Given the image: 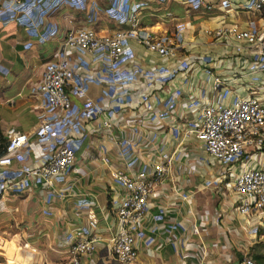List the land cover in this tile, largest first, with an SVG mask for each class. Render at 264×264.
Wrapping results in <instances>:
<instances>
[{
  "label": "crops",
  "instance_id": "1",
  "mask_svg": "<svg viewBox=\"0 0 264 264\" xmlns=\"http://www.w3.org/2000/svg\"><path fill=\"white\" fill-rule=\"evenodd\" d=\"M25 1L27 5L15 8L11 0H0V149L9 128L33 137L44 112L37 86L44 64L57 59L66 30L84 26L110 34L127 27L111 14L106 0H63L45 15L44 4ZM222 1L202 0L198 7L181 0L131 1L143 3L138 11L141 33L181 35L178 57L210 58L208 65L196 59L188 70L148 92L137 86L130 105L112 118L114 134L131 142L139 164L149 166L161 155L171 157L166 180L148 199L135 240L136 264H238L249 247L264 240V211L247 218L240 215L234 208L235 194L217 183L222 164L205 154L194 136L182 132L197 114L186 106L190 96L206 103L225 94L224 104L252 94L264 97V71L247 68L252 48L241 43L246 48L236 52L237 42L206 33L232 24L264 30V12L242 9L244 0H229L225 6ZM48 25L56 27V33L39 40L37 33ZM133 47L135 60L144 67L172 66L176 59L159 58L135 43ZM214 76L221 79L217 92L212 88ZM141 91L145 94H138ZM87 94L109 107L105 86L90 83ZM169 96L172 105L165 103ZM71 100L76 107L83 103L76 95ZM103 117L104 109L100 117L84 123L86 139L53 192L31 179L28 190L9 189L0 197V264H69V245L79 231L96 239V250L80 264H118L109 240L120 225L116 211L125 191L112 174L124 169V162L117 143L101 130ZM21 156L10 168L12 173L40 163L29 149ZM91 216L96 223L87 230ZM254 225L256 234L250 231Z\"/></svg>",
  "mask_w": 264,
  "mask_h": 264
},
{
  "label": "built area",
  "instance_id": "2",
  "mask_svg": "<svg viewBox=\"0 0 264 264\" xmlns=\"http://www.w3.org/2000/svg\"><path fill=\"white\" fill-rule=\"evenodd\" d=\"M11 1L15 8L28 4L25 0ZM106 1L115 19L127 27L110 34H98L94 29L84 26L65 31L57 59L44 64L37 86L36 92L41 98L44 112L33 137L14 128L6 130L5 149L0 154V197L9 189L28 190L31 179L41 182L53 192L56 181L64 180L74 164L77 150L86 139L88 132L84 123L100 117L104 109L106 117L101 119V130L107 140L117 143L120 158L124 162V169L112 174L125 193L117 207L120 225L109 240L110 247L118 264H136L138 251L135 240L141 234L140 225L147 212L148 199L155 187L166 180L171 157L161 155L149 166L139 164L131 142L114 134L112 118L130 105L137 86L147 91L155 84L169 82L178 72L188 70L196 59L208 65L210 58L178 57L181 35L141 33L138 11L143 6L142 2ZM181 1L190 7L204 4L202 0ZM62 2L38 0L39 4L45 6L44 15ZM229 4V0L220 2L222 6ZM240 7L249 12L262 13L264 0H244ZM56 30V27L48 25L37 36L39 40L45 41ZM206 33L216 39L237 42L234 46L236 52H241L246 45L252 48L247 68L251 72L264 71V30H258L254 24L248 28L232 24L207 30ZM133 43L159 58L174 57L175 62L172 66L156 64L144 67L135 60ZM241 43L246 45L243 47ZM90 83L107 88L111 101L108 108L88 96ZM220 86V77L214 76L213 90L217 92ZM138 94L145 93L141 91ZM73 95L83 98L79 107L73 105ZM224 97L225 94H219L216 99L206 103L197 97L187 98L186 106L197 114L182 132L185 136H194L205 154L222 164V169L217 172V183L229 187L235 194V210L247 218L264 211V97L257 94L236 97L231 104H224ZM165 103L172 105L174 100L169 96ZM24 149L36 153L40 163L18 168L12 173L10 168L15 160L22 158ZM102 160L109 162L106 157ZM253 161L255 163L251 164ZM231 166H237L238 170H230ZM95 223L94 216H91L86 229L94 227ZM95 250L96 239L82 236L79 231L78 237L69 245V264H80L82 258L91 256ZM238 264L257 263L245 255Z\"/></svg>",
  "mask_w": 264,
  "mask_h": 264
},
{
  "label": "rangeland",
  "instance_id": "3",
  "mask_svg": "<svg viewBox=\"0 0 264 264\" xmlns=\"http://www.w3.org/2000/svg\"><path fill=\"white\" fill-rule=\"evenodd\" d=\"M250 231L253 232V234L258 233L257 228L255 227V225L250 229ZM255 232V233H254ZM247 256L254 258L256 254H263L264 255V240L263 241H258L255 242L251 247L248 248V252H247ZM257 264L258 261H257Z\"/></svg>",
  "mask_w": 264,
  "mask_h": 264
},
{
  "label": "trees",
  "instance_id": "4",
  "mask_svg": "<svg viewBox=\"0 0 264 264\" xmlns=\"http://www.w3.org/2000/svg\"><path fill=\"white\" fill-rule=\"evenodd\" d=\"M4 149H5V144H4V147H2L0 149V154H2L4 152ZM253 259L256 261V263L258 261L259 264H264V255L263 254H256Z\"/></svg>",
  "mask_w": 264,
  "mask_h": 264
}]
</instances>
